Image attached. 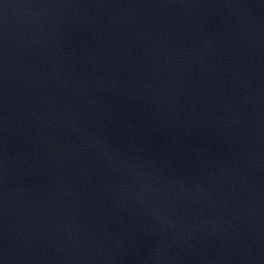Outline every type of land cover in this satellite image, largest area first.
I'll return each mask as SVG.
<instances>
[{"label":"water","instance_id":"1","mask_svg":"<svg viewBox=\"0 0 264 264\" xmlns=\"http://www.w3.org/2000/svg\"><path fill=\"white\" fill-rule=\"evenodd\" d=\"M0 264H264V0H0Z\"/></svg>","mask_w":264,"mask_h":264}]
</instances>
